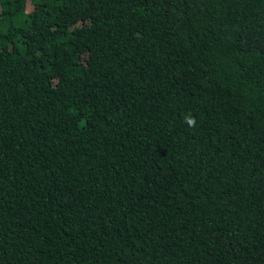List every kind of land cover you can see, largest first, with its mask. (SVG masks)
Wrapping results in <instances>:
<instances>
[{"label":"trees","instance_id":"16d2710c","mask_svg":"<svg viewBox=\"0 0 264 264\" xmlns=\"http://www.w3.org/2000/svg\"><path fill=\"white\" fill-rule=\"evenodd\" d=\"M0 264H264V0H0Z\"/></svg>","mask_w":264,"mask_h":264},{"label":"clouds","instance_id":"9594fccd","mask_svg":"<svg viewBox=\"0 0 264 264\" xmlns=\"http://www.w3.org/2000/svg\"><path fill=\"white\" fill-rule=\"evenodd\" d=\"M186 120H187V123H188L190 126H191V125H194V123H195L194 119H192L191 117L186 118Z\"/></svg>","mask_w":264,"mask_h":264}]
</instances>
